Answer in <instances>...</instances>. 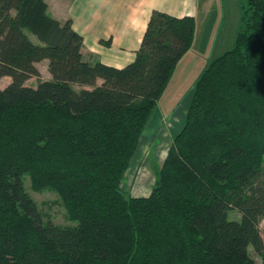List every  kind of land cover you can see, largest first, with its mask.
<instances>
[{"label": "trees", "instance_id": "trees-1", "mask_svg": "<svg viewBox=\"0 0 264 264\" xmlns=\"http://www.w3.org/2000/svg\"><path fill=\"white\" fill-rule=\"evenodd\" d=\"M195 31L154 10L115 68L46 0H0V264H257L251 250L264 264V0H246L233 48L196 82L151 194L123 190ZM43 61L51 79L27 86ZM26 176L78 224L45 221Z\"/></svg>", "mask_w": 264, "mask_h": 264}, {"label": "rangeland", "instance_id": "rangeland-1", "mask_svg": "<svg viewBox=\"0 0 264 264\" xmlns=\"http://www.w3.org/2000/svg\"><path fill=\"white\" fill-rule=\"evenodd\" d=\"M197 1L199 8L193 46L159 101L123 182V190L133 197H148L151 194L155 174L166 159L172 137L180 132L185 123L196 82L214 59L233 48L241 25L246 0ZM31 37L35 43H39L35 36ZM37 68L41 73L40 80L33 78L28 81V85L34 88L40 81L51 79L48 64L41 62L37 64ZM10 82V78H3L0 88L6 87ZM25 185L37 202L45 221H52L63 227L78 224L68 218L64 202L55 191H35L29 176L25 177ZM233 217L239 218V215L234 213ZM261 230L264 234V219ZM251 255L257 264H263L253 250Z\"/></svg>", "mask_w": 264, "mask_h": 264}, {"label": "crops", "instance_id": "crops-1", "mask_svg": "<svg viewBox=\"0 0 264 264\" xmlns=\"http://www.w3.org/2000/svg\"><path fill=\"white\" fill-rule=\"evenodd\" d=\"M46 3L55 19L72 21L73 29L83 37V53L89 61L115 68H124L134 61L154 10L196 20L199 8L197 0H46ZM108 40L112 41L110 46L101 44ZM26 85L29 86L28 82Z\"/></svg>", "mask_w": 264, "mask_h": 264}]
</instances>
